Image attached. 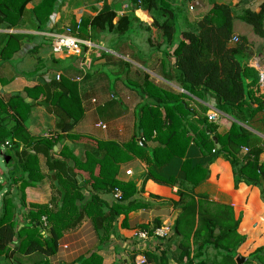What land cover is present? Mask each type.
<instances>
[{
  "label": "crops",
  "instance_id": "1",
  "mask_svg": "<svg viewBox=\"0 0 264 264\" xmlns=\"http://www.w3.org/2000/svg\"><path fill=\"white\" fill-rule=\"evenodd\" d=\"M175 2L177 9L178 5L187 4V18L183 22L180 19V28L184 30L194 29L215 5L230 8L235 36L246 38L250 48L249 54L241 56L244 66L255 71L254 76L246 80L253 94L251 101L254 98L258 100L253 109L262 105L254 114V119L237 111L233 115L223 114L217 110V101L212 95L192 96L180 87L175 58L171 55L173 52L162 45V33L153 27L154 19L145 0H0V100L7 103L13 96L23 97L24 103L30 107L24 126L34 139L46 133L61 134L64 138L62 143H58L61 147L57 151L54 148L49 155H38L39 170L44 177L41 183L29 186L21 193L22 182L19 181L8 195L7 188L0 195V213L3 196L7 195L15 206L17 232L29 223L28 215L33 205L54 210L57 203L61 204L64 192L57 188L59 182L49 169L48 162L62 160L60 152L64 147L85 162L86 151L92 146L88 139L114 142L121 146L130 144L139 108L144 103H154L140 93L141 86L148 79L164 91L186 94L190 110L202 111V116L207 118L212 140L201 142L195 135L187 157L204 164L209 171V179L196 189V193L207 194L211 201L234 209L235 217L240 221L238 232L246 237L245 243L238 249V256L248 259L245 263L248 264L250 255L264 247V184H236L231 163L219 155L221 145L218 141L219 150L213 140L217 135L229 133L234 125H239L252 135L250 145L263 149L259 160L260 165H264V39L256 36L242 20L246 10L260 12L264 0ZM105 7H110L117 14L115 24L124 16L130 17L132 24L126 34L108 31L94 34L90 27L82 26L83 19H94ZM66 28L79 30L75 35L83 42L80 56L66 52L55 54L54 38L63 34ZM57 76H60L59 81ZM65 79L71 86L57 87ZM37 87H42L47 94L35 90ZM61 89L65 91L64 98L69 99L68 92L73 93L66 108H70L76 116L83 114L70 133H62L59 129L63 123L70 122L55 106L53 94L61 92ZM138 143L145 149L144 153L141 157L131 154L133 159L119 165L116 177L119 183L133 184L130 200L123 203V199L115 198V193L100 196L104 212L119 202L131 204L132 209L113 222L115 235L102 244L92 219L85 217L76 228L65 232L57 253L47 259L48 264H80L94 254L99 257L94 264H178L179 239L173 233L180 214L175 208V203L179 201L178 189L152 180L144 184L145 174L154 165L150 152L160 148V144L150 140L144 145L142 139H138ZM241 150L242 156L250 152L249 146H243ZM25 152L34 154V150L26 149L22 143H11L9 139L1 145L0 157L5 163L8 160L7 172L0 173V182L5 186L8 187L11 182L8 172L15 170ZM210 152L211 155H206ZM10 161L12 163L8 165ZM74 166L75 163L70 161L69 167L73 169ZM176 167L173 164L161 172L177 175L179 169ZM128 171L131 175H127ZM75 172L81 194L88 200L90 191L85 186V180ZM81 204L79 207L82 208ZM44 219L46 221L45 217L42 221ZM165 225L172 226L170 235L164 239L156 237V229ZM139 232L147 233V240L138 239L136 234ZM14 248L10 247L8 257H0V264H37L42 259L35 254H18ZM142 258L145 263H142Z\"/></svg>",
  "mask_w": 264,
  "mask_h": 264
},
{
  "label": "trees",
  "instance_id": "2",
  "mask_svg": "<svg viewBox=\"0 0 264 264\" xmlns=\"http://www.w3.org/2000/svg\"><path fill=\"white\" fill-rule=\"evenodd\" d=\"M145 3L154 19L153 27L162 33V45L173 52L171 55L175 58L177 83L180 87L192 96L212 95L217 101V110L223 114L233 115L237 111L254 119V114L262 105L253 109L258 100L254 98L251 101L253 94L246 80L254 76L255 71L244 66L241 56L249 54L250 48L246 38L235 36L230 8L215 5L212 12L194 29L178 30L175 0H145ZM116 18L117 14L110 7H105L94 19H83L82 26L90 27L94 34L106 31L126 34L132 20L124 16L115 24ZM242 20L253 29L256 36L264 39V4L258 13L246 10ZM234 37L239 39L237 43L233 42ZM65 86H71L66 79L57 87ZM35 90L47 94L42 87ZM64 93L61 89V92L53 94V98L55 106L70 121L63 123L59 129L62 133H70L81 121L83 114L76 116L70 108H66L73 93L68 92L71 96L69 99L64 98ZM140 93L154 103H144L139 108L130 144L121 146L114 142L88 139L92 146L86 151L85 162L78 160L64 147L60 152L62 160L48 162L49 169L59 182L57 188L64 192L61 204L57 203L54 210L47 206L33 205L28 215L29 223L18 232L14 221L15 206L7 195L19 181L22 182L21 193L29 186L41 183L44 177L39 170L38 155L54 152L55 146L62 143L64 138L60 134L51 140L43 137L34 139L24 126L30 107L24 103L23 97L13 96L7 103L0 100V147L9 139L11 143H22L26 149L34 150L33 155L25 152L15 170L8 172L11 181L8 187L0 182V195L6 188L8 190L1 200L0 257H8L10 247L14 246L18 254L39 255L42 259L37 264H48L47 259L57 253L59 241L65 232L76 228L85 217L92 219L101 243L109 241L115 235V219L132 209L130 203H123L130 200L133 184L117 181L119 165L133 159L131 154L134 157L142 156L145 149L138 143V139H142L144 145L150 140L160 144V148L150 152L154 165L145 174L144 184L152 180L178 189L179 201L175 203V208L180 214L173 227V233L179 239L177 263L237 264L238 249L246 241V237L238 232L240 221L236 219L231 206L215 203L207 194L196 193V189L209 179V171L204 164L187 157L195 135L201 142L212 140V129L207 118L202 116V111L190 110L186 94L176 95L164 91L148 79L141 86ZM216 137L221 145V150L216 153L231 163L236 184H264V165H260L259 160L263 149L250 145L252 135L248 131L234 125L229 133ZM243 146L250 148V152L244 156L241 153ZM70 161L75 163L73 169L69 167ZM173 164L178 166L179 174L161 172ZM75 170L84 178L85 186L90 191L88 200L81 194ZM116 190L121 192L123 203L114 204L108 212H104L100 196L114 194ZM79 204L83 205L82 208ZM44 217L46 226L42 221ZM98 260L99 257L94 254L80 264H94ZM248 264H264V247L250 255Z\"/></svg>",
  "mask_w": 264,
  "mask_h": 264
},
{
  "label": "built area",
  "instance_id": "3",
  "mask_svg": "<svg viewBox=\"0 0 264 264\" xmlns=\"http://www.w3.org/2000/svg\"><path fill=\"white\" fill-rule=\"evenodd\" d=\"M191 9H193V8L191 7ZM78 31L79 30H73L72 28H66L63 34H61L59 36H55V38H54V52H55V54L59 55L61 53L66 52V53L71 54L73 56H80L81 52H82L83 42L75 35L78 33ZM238 41H239V39L237 37L233 38L234 43H237ZM262 71L264 72V67H263ZM56 79L59 81L60 76H57ZM211 119H212V117H211ZM99 126H101L103 129L106 128V126H103V125H99ZM56 137H57V135L55 133H46L43 135V138H46L49 140L55 139ZM6 146L9 147L10 143L7 142ZM246 151H248V150L246 149ZM127 175H131V171H128ZM114 195H115V198L117 200L122 199V194L119 190H116ZM43 221H44L45 226H46L45 219ZM171 231H172V226L165 225L161 228L156 229L155 236L158 238L164 239L170 235ZM136 237L138 239L147 240V238L149 236L145 232H139L136 234ZM142 263H145L144 258H142Z\"/></svg>",
  "mask_w": 264,
  "mask_h": 264
},
{
  "label": "rangeland",
  "instance_id": "4",
  "mask_svg": "<svg viewBox=\"0 0 264 264\" xmlns=\"http://www.w3.org/2000/svg\"><path fill=\"white\" fill-rule=\"evenodd\" d=\"M186 3L184 5H178V19L176 20L177 23V28L178 30H180V19L183 22L186 18H187V10H186ZM177 6V5H176ZM113 80L114 77H111ZM8 170V166L7 164L4 162V159L2 157H0V173L1 172H7Z\"/></svg>",
  "mask_w": 264,
  "mask_h": 264
},
{
  "label": "water",
  "instance_id": "5",
  "mask_svg": "<svg viewBox=\"0 0 264 264\" xmlns=\"http://www.w3.org/2000/svg\"><path fill=\"white\" fill-rule=\"evenodd\" d=\"M213 140H214V142L217 144L218 149L220 150V145L218 144V140H217V138H214ZM139 142L142 143L141 140H139ZM59 147H61L60 144H58V145L55 147V151H57V149H58ZM7 162H8V160H7ZM7 162H6V164H7ZM53 179H55V178H53ZM247 261H248V259L243 258V257H241V256H238L237 259H236V263H237V264H245Z\"/></svg>",
  "mask_w": 264,
  "mask_h": 264
}]
</instances>
